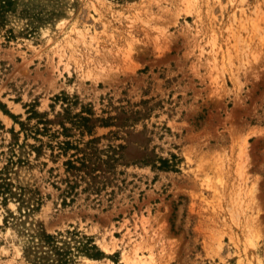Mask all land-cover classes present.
Here are the masks:
<instances>
[{"label": "rangeland", "instance_id": "obj_1", "mask_svg": "<svg viewBox=\"0 0 264 264\" xmlns=\"http://www.w3.org/2000/svg\"><path fill=\"white\" fill-rule=\"evenodd\" d=\"M41 115L114 160L65 192ZM0 264H264V0H15Z\"/></svg>", "mask_w": 264, "mask_h": 264}, {"label": "trees", "instance_id": "obj_2", "mask_svg": "<svg viewBox=\"0 0 264 264\" xmlns=\"http://www.w3.org/2000/svg\"><path fill=\"white\" fill-rule=\"evenodd\" d=\"M15 4V0H0V27L3 24V22L6 19V12L11 10ZM58 97V96H57ZM35 112V111H34ZM13 117H15L13 114H11ZM34 117V115H30L29 118ZM72 117V116H71ZM81 119H84L85 121H89L91 117H85L82 116ZM52 121L49 118H44L43 115L39 116V119L37 121V125L34 126L35 130L33 131L31 129L32 133H34L33 136L36 140L39 141V144L36 143H28L37 153L39 154L41 152V149L43 146L47 145L51 148L52 154H55L56 148H57V153L62 154L67 156L68 158L64 161V164L67 166V171L70 172V174L74 178H70V180L67 179V186L68 188H65L64 191L67 193H72L73 189L77 187V179L80 177V179L87 178V175H91V171L97 167V164L99 162H105L107 160L103 159L101 156L96 155L97 152V147L95 143L97 142L96 138H91L88 141H85L83 146L80 143H75V141L71 140L70 138L63 139V140H57L53 144V141H49L45 143L39 135L43 134V132L48 133L47 135L52 137L55 135L54 132H49V127L47 126L48 123H51ZM22 123V122H21ZM63 129L66 131L68 127H66L62 122H61ZM75 124V122H73ZM83 126L86 127V130L91 132L92 128L89 126L87 123H83ZM95 149V151H93ZM72 151V152H70ZM109 160L107 161L108 163L111 161V159L114 160L112 156H109ZM145 161H150V158L146 157L144 158ZM19 160L22 161V158L19 157ZM161 165L159 167H169V160L166 158H161ZM93 179L95 177L91 175ZM75 180V182H73ZM73 182V183H72ZM92 183V180H91Z\"/></svg>", "mask_w": 264, "mask_h": 264}]
</instances>
